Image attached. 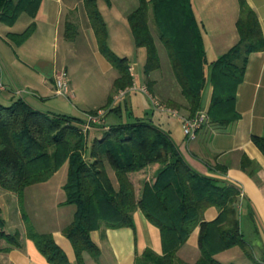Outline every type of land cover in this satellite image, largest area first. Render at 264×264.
<instances>
[{"label": "trees", "instance_id": "trees-1", "mask_svg": "<svg viewBox=\"0 0 264 264\" xmlns=\"http://www.w3.org/2000/svg\"><path fill=\"white\" fill-rule=\"evenodd\" d=\"M82 1L99 51L118 71L111 97L132 83L128 62L109 48L107 26L97 0ZM137 1V6L128 12L127 20L136 45L146 50L143 71L148 90L152 91L153 84L149 74L161 66L148 24L150 10L173 77L186 101L187 115L203 109V90L210 82L211 96L205 109L208 121L226 126L237 120L240 114L235 107L236 92L248 57L252 52L264 50V34L253 8L246 0H238L240 11L235 23L238 40L210 62L207 76L202 31L191 0ZM40 2L0 0V22L12 25L22 13L34 17ZM34 30L32 21L23 31L9 32L6 37L19 45ZM76 30L73 22H66L69 37ZM167 103L169 107H178L176 100L167 98ZM97 110L87 113L95 114ZM84 122L85 119L69 114L41 111L21 97L10 105L0 103V192L16 194L20 203L28 186L48 180L67 161L63 203L75 205V211L62 233L71 242L77 264H86L84 254L93 259L99 257L100 249L90 236L92 230L133 227V212L137 209L159 229L162 251L157 253L147 247L135 256L134 264H224L214 255L233 246L243 249L252 264H264V259L254 257L252 246L241 230L237 186L192 169L170 134L142 118L110 125L103 121L93 123L101 127V134L92 140L89 148L88 131L82 128ZM251 141L264 153V135L252 134ZM249 163L243 156L241 166ZM156 164L159 168L152 178L132 177L133 173H143ZM214 167L221 173L226 172L220 165ZM209 206H215L218 215L212 220H203V212ZM246 211L247 217L253 220V211L248 207ZM21 217L26 221L22 212ZM6 225L0 208V254L4 255L11 248L22 247L21 232L9 231ZM196 225H199L200 255L189 263L177 251ZM25 236L33 240L49 263L71 264L51 233L37 232L27 224ZM0 264L12 263L0 261Z\"/></svg>", "mask_w": 264, "mask_h": 264}, {"label": "crops", "instance_id": "crops-1", "mask_svg": "<svg viewBox=\"0 0 264 264\" xmlns=\"http://www.w3.org/2000/svg\"><path fill=\"white\" fill-rule=\"evenodd\" d=\"M115 1L97 0V4L106 22L108 46L117 56L127 59L128 71L132 77V83L125 88L118 89L119 92L132 85L137 88L146 85V76L143 71L146 50L143 46L136 45L127 20L129 8L131 5L133 6L134 0H129V4L124 1L117 4ZM246 2L255 11L262 34H264V0H246ZM191 5L202 31L207 59L204 70L208 76L210 62L227 51L238 40L235 23L240 11L239 2L238 0H191ZM21 15L12 25L0 22V83L4 86V88L0 87L2 92L0 103L10 105L21 97L31 106L39 109L42 104L49 102L50 96H62L67 99L75 97L78 101L76 108L100 109L101 106L96 103L87 104L79 100L77 92L74 93V90L77 91L75 85L71 91L69 87V92L66 95L55 93V75L61 70H67L68 67L65 65L59 71L54 63L50 64L48 61L50 56L45 48L53 31L61 32L63 38H72L66 34L65 28L66 22H73L77 28L75 35H85L88 44L96 51L95 53L101 54L83 1L41 0L35 16L28 15L29 20L22 25L23 27L18 24ZM32 21L35 23V30L24 42L15 45L8 41L7 33L21 32ZM102 57L104 56L102 55ZM98 61L101 64L102 74L111 71L113 68L116 69L107 59L104 62L102 58H98ZM139 64H142L143 77L138 75ZM112 72L111 86L109 89L106 86L102 93V95L107 94L106 100H108L103 116L105 125V117L109 114L114 115L112 123L119 122L116 119L123 115V111H127L129 116L128 105L124 96L132 90L140 91L139 89H131L122 96H119L118 92L115 91L110 97L113 90V80L118 75V71L116 75L114 70ZM17 90L24 93L18 94ZM211 90L212 86L210 82H207L202 95L203 109H207ZM148 91L152 94L150 90ZM176 102L181 108L180 113L186 115L187 113H184L187 111L185 102L181 100H176ZM60 106L65 105L60 104ZM235 107L240 114L237 120L226 126H217L207 121L197 131L195 138L191 140L185 136L180 135L179 137L178 128L175 129V133L169 128L159 127L170 134L192 169L200 174L216 177L223 183H232L238 187L241 230L243 232L244 227L251 230L255 235L254 241H247L252 246L254 257L260 259L264 258V153L251 141V135H264V50L250 53L243 80L237 87ZM72 108L74 109L73 106ZM112 108H117V110L109 111ZM86 110L85 114L87 113ZM45 112L60 113L49 109ZM178 121H180L179 118ZM90 132L92 139L99 137L101 127L94 125L88 131V133ZM243 156H246L250 161L246 167L241 166ZM215 165L224 167L226 172L221 173L214 169ZM158 168L157 164L153 165L152 168L145 169L143 173H133L132 177L143 180L150 179ZM64 182L60 184L61 187ZM61 204H63L62 201L59 205ZM247 207L254 213L253 220H250L246 215ZM0 208L2 211L3 207L0 206ZM15 209L18 211V207ZM217 215L218 209L215 206H209L203 212V220H212ZM5 220L7 221L6 218ZM70 221L71 219L65 224L67 225ZM133 222V227H101L90 232L91 239L100 249L99 257L93 263L134 264L135 256L147 247L161 253L159 229L145 217L140 209L133 212ZM62 228L40 232H50L57 244L65 251L71 264H77L71 242L63 235ZM20 232L22 247L11 248L5 255L0 254V261L4 263L10 261L12 264H51L39 251L33 240L23 235L21 230ZM198 233L199 225H196L185 243L178 249L177 255L182 260L193 263L199 257ZM214 257L224 264H252V260L239 246L219 251ZM84 260L86 264H90L89 261L92 262L93 258L84 254Z\"/></svg>", "mask_w": 264, "mask_h": 264}, {"label": "rangeland", "instance_id": "rangeland-1", "mask_svg": "<svg viewBox=\"0 0 264 264\" xmlns=\"http://www.w3.org/2000/svg\"><path fill=\"white\" fill-rule=\"evenodd\" d=\"M121 1L127 2L128 4L130 2L129 0H116L115 3L118 4ZM137 4L138 1L134 0L133 6L131 5L130 8L128 6L129 11L134 9ZM148 17L149 28L155 39L161 63L160 68L153 70L149 74V78L153 81L152 95L164 103H166L167 98L171 100H181L186 103L181 96L178 84L173 77L166 50L158 38L157 29L153 23L151 11H149ZM28 20L29 16L22 13L18 24H21L22 26ZM45 48L50 56L48 58L49 63H54L59 71L67 65V70L63 71L66 73L69 80L70 91L75 85L77 91L74 90V93L76 94L77 92L79 100H82L87 104L96 103L101 106L100 109H104L106 112L108 103V100H106L107 94L104 93L102 95V93L106 86L108 89L111 86L112 70H114L115 75L117 74V70L113 68L111 71L102 74V70L100 69L101 64L98 61V58H102L104 62H106V59L98 52L95 53L96 51H94L93 47L91 48L88 44L85 35L80 34L75 35L72 38H63L61 32L59 33L58 30L53 31ZM138 75L139 77H143L142 64H139L138 66ZM1 93L0 90V94ZM34 93L37 94L36 92ZM49 98V102L42 105L40 104L41 106L39 109L44 111L49 109L50 111L65 113L79 118H86V115L84 114L85 110L88 108H76L78 101H76L75 97L67 99L62 96H50ZM124 98L127 101L129 116L127 111H123V115L118 117L116 119L117 121H133L138 117L162 128H169L173 132L175 131V133V129L178 128L179 137L180 135L185 136L184 133L182 135L181 123L178 121V118L167 112L158 111L153 108L150 98L145 92L132 90L127 92ZM59 103L65 106H60ZM180 109L181 108L177 107L179 112ZM89 110L90 109L86 111ZM184 113H187V111ZM105 118L106 125H110L114 121L113 114H109ZM101 121H103V117ZM93 126L94 125L92 124L90 129H92ZM90 129L88 131H90ZM92 140V134L90 132L87 135V148L90 147ZM67 167L68 162L65 161L48 180L28 186L23 192L20 203L16 194L0 192V206L3 207L2 215L7 219L6 228L9 231L21 230L22 234L25 235L27 224L33 230L40 232L42 230L47 231L64 227L68 220H72L75 205L66 203L59 205L65 198V192L60 184L66 180ZM110 173L112 175V171H110ZM17 207L18 211L15 209ZM21 212L25 214L26 221L22 219ZM243 234L245 239L254 241L253 238L255 239V235L251 230H247L243 227ZM94 260L96 259H93L92 262L89 261V263L97 264L96 262L93 263Z\"/></svg>", "mask_w": 264, "mask_h": 264}, {"label": "built area", "instance_id": "built-area-1", "mask_svg": "<svg viewBox=\"0 0 264 264\" xmlns=\"http://www.w3.org/2000/svg\"><path fill=\"white\" fill-rule=\"evenodd\" d=\"M0 87L4 88V86L0 83ZM131 89H139L140 91L145 92L155 108L158 111L167 112L171 115H174L179 118L182 124V130L185 137L188 140L195 138L197 131L208 121V116L205 109H201L197 111L194 115H184L181 114L177 109L169 107L159 101L155 96H153L149 91L146 85H142L139 88L134 85L128 87L125 90H120L118 92L119 96H122L126 91ZM18 94H21V90L16 91ZM69 92V81L67 75L64 71H60L55 75V93L59 95H66ZM104 109H98L97 113H86L85 122L82 124L83 131L86 132L91 128L93 123L100 122L104 115Z\"/></svg>", "mask_w": 264, "mask_h": 264}]
</instances>
